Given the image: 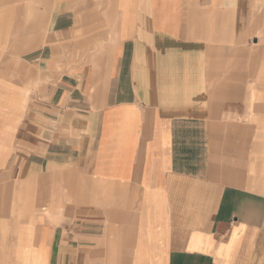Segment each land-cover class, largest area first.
Returning a JSON list of instances; mask_svg holds the SVG:
<instances>
[{
	"label": "crops",
	"instance_id": "crops-1",
	"mask_svg": "<svg viewBox=\"0 0 264 264\" xmlns=\"http://www.w3.org/2000/svg\"><path fill=\"white\" fill-rule=\"evenodd\" d=\"M254 2L51 0L17 71L0 31V264H264Z\"/></svg>",
	"mask_w": 264,
	"mask_h": 264
},
{
	"label": "rangeland",
	"instance_id": "rangeland-1",
	"mask_svg": "<svg viewBox=\"0 0 264 264\" xmlns=\"http://www.w3.org/2000/svg\"><path fill=\"white\" fill-rule=\"evenodd\" d=\"M29 1H32L31 4V13L27 14V12L25 11V7L26 4L29 3ZM51 0H0V8L5 9L0 16V24L1 23H6L9 24L8 21H10L12 24L11 26L8 27H1L0 31H6L7 30V34L10 33L11 37H12V41L11 44L15 45V51L13 55H8L10 56V62H11V70L12 71H17L18 67L15 66V61L18 59V55L21 53V51L19 52V48L20 46L23 47V45L26 46H31V45H40L42 43V41L45 39L46 34L48 32V12H49V5H50ZM253 12H254V16L250 17L248 16L247 19L245 20H240V24H242L243 26L248 25L251 28H254V26H258L264 24V5L262 0H255V2L253 3ZM33 7V8H32ZM15 9V11H10L11 9ZM27 8V7H26ZM16 9H18V11H20V9H24V12L27 15L26 19H21L22 17H17L14 18L16 16H18V11H16ZM23 20L24 22H27L26 26L27 29L30 32H35V36H30V37H26L25 39H20L22 37H17L19 34V30H18V25L17 23H19V21L21 22ZM244 22V24H243ZM20 26V25H19ZM241 26V27H243ZM5 28V29H4ZM249 28V27H248ZM8 29L10 30V32L8 31ZM22 29H24V26H22ZM252 32V29H251ZM4 34V33H3ZM0 34V42H2V40L5 38L8 40L7 35H3ZM256 37L255 38H247L248 40V46L250 47V49H248L246 47V41L244 42V44L246 45H242L244 50H240L237 52H235L233 60H231V67H230V74H233L235 76H237L236 78L243 77L246 78L248 74V70H247V64L249 62V57H250V50L253 49L255 47V45H253L254 43H262V39L255 33L252 32V37ZM251 37V36H250ZM17 38H19V40H17ZM13 39H16L17 41L14 42ZM250 39V40H249ZM260 44L256 45L259 46ZM2 60H0V71L2 70ZM234 76V77H235ZM243 84H245V82H240V83H230V87L235 88V91L238 92H242V90H247L248 88H246ZM255 89H258L257 86H254ZM241 101V100H240Z\"/></svg>",
	"mask_w": 264,
	"mask_h": 264
},
{
	"label": "bare ground",
	"instance_id": "bare-ground-1",
	"mask_svg": "<svg viewBox=\"0 0 264 264\" xmlns=\"http://www.w3.org/2000/svg\"><path fill=\"white\" fill-rule=\"evenodd\" d=\"M262 2H264V0H262ZM31 4H32V1H29V3L28 4H26V7H25V11L27 12V14H30L31 13ZM242 3H240L239 5H241ZM33 8V7H32ZM11 9V8H10ZM5 9H3V8H0V16L2 15L1 13L4 11ZM15 11V9H11L10 11ZM21 10V9H20ZM12 11V12H13ZM16 11H18V9H16ZM22 11H24V9H22ZM8 23L9 24H6V23H1L0 24V28L1 27H8L9 28V26H11L12 24H14V23H11L10 21H8ZM263 32V31H262ZM260 35L262 36V34L260 33ZM264 35V34H263ZM234 57V56H233Z\"/></svg>",
	"mask_w": 264,
	"mask_h": 264
}]
</instances>
